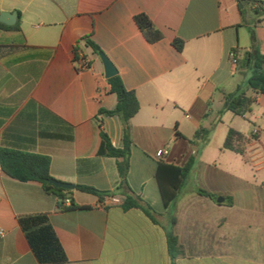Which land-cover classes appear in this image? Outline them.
Here are the masks:
<instances>
[{"label":"crops","instance_id":"obj_1","mask_svg":"<svg viewBox=\"0 0 264 264\" xmlns=\"http://www.w3.org/2000/svg\"><path fill=\"white\" fill-rule=\"evenodd\" d=\"M2 12L16 13L18 29L0 28V148L46 155L52 179L109 191L119 203L74 188L69 196L80 208L63 211L39 183L0 171V264H39L17 221L33 214L47 215L67 258L61 264H264V94L248 89L247 71L227 60L231 49L238 61L247 51L249 29L264 52V15L255 18L238 0H0ZM137 14L160 40H145ZM85 38L139 102L126 180L155 222L140 209H121L127 191H115L116 161L98 154L99 131L121 148L122 130L116 116L97 114L113 109L116 97ZM237 90L253 99L250 111L224 112L197 154L195 131L209 127L223 96ZM229 129L245 137L236 144L242 154L223 149ZM191 156L188 177L165 207L158 163L183 166ZM169 230L178 244L173 257Z\"/></svg>","mask_w":264,"mask_h":264},{"label":"trees","instance_id":"obj_2","mask_svg":"<svg viewBox=\"0 0 264 264\" xmlns=\"http://www.w3.org/2000/svg\"><path fill=\"white\" fill-rule=\"evenodd\" d=\"M238 2L242 4L244 8L249 7L256 17L264 15V1L238 0ZM133 20L148 43H154L161 39V33L153 26L146 15L137 14L133 17ZM259 22V19H257L255 24ZM0 28L7 27L0 23ZM12 28L18 29V25L16 24ZM248 32L249 46L242 58L238 61V66L245 69L248 73L246 81L247 88L255 94H264V52L260 49L254 30L249 29ZM84 40L95 54L98 55L102 53L95 43L87 38ZM172 45L177 51L183 49V42L181 40L174 39ZM75 60H78L76 55ZM107 83L109 85V93L116 97V104L111 110L100 107L97 110V114L103 116H116L119 119L122 130V147H113L108 136L100 130L99 135L101 137V144L98 154L100 156L114 158L116 161L118 184L115 191L119 189L127 191L123 195L120 204L121 209L125 211L132 208L140 209L155 222L153 210L150 205L142 201L139 196L135 195L130 190L126 180L129 167L130 147L132 144L130 119L138 112L139 102L135 93L124 87L117 73L107 78ZM252 103L253 99L240 90L225 94L217 118L209 127H200L197 129L194 133L193 140H190L192 144L195 141L200 142L199 149L196 151L197 154H199L203 146L209 141L215 124L220 120V116L224 112L230 111L235 115L244 116L250 111ZM41 136L64 140H71L72 138L71 135L56 133H42ZM244 139L245 137L241 133L229 129L222 145L223 149L242 154V150L236 144L244 141ZM194 160V156L189 157L183 166H174L163 162L158 163L155 177L165 207H168L176 199L178 192L182 188L193 167ZM49 165L50 159L46 155L9 148H0V171L19 182L39 183L45 193L52 194L58 198V208L60 210L69 211L80 208L69 196L70 190L56 188L49 183V180L52 179L49 175ZM74 188L96 196L99 201H102L106 196H112V193L109 191H99L85 185H75ZM197 192L204 196H213L204 190L198 189ZM65 200H69V205H64ZM17 221L39 264H61L67 261L65 252L49 223L47 215H24L18 217ZM173 221L174 219H172V223ZM166 235L168 250L171 257H173V252H178L177 238L171 230L167 231Z\"/></svg>","mask_w":264,"mask_h":264},{"label":"water","instance_id":"obj_3","mask_svg":"<svg viewBox=\"0 0 264 264\" xmlns=\"http://www.w3.org/2000/svg\"><path fill=\"white\" fill-rule=\"evenodd\" d=\"M15 20H16V13L15 12H11V13L2 12V13H0V23H3L7 26H12V25H14ZM98 55L100 57L102 65H103L105 78H109V77L115 75L117 73V71H116L115 67L113 66V64L109 61V59L103 53H99ZM49 183L56 188H61L64 190L74 189V185L72 183H64V182L57 181L54 179H50ZM217 202L218 203L222 202V198H218Z\"/></svg>","mask_w":264,"mask_h":264},{"label":"built area","instance_id":"obj_4","mask_svg":"<svg viewBox=\"0 0 264 264\" xmlns=\"http://www.w3.org/2000/svg\"><path fill=\"white\" fill-rule=\"evenodd\" d=\"M227 60L232 64V65H236L238 63V54H237V51L236 49H231L228 53H227ZM81 69H87L88 68V65H87V62H84L82 60V63L80 65ZM166 153L165 150H163L161 152V154H164ZM110 203H113V204H118L119 203V200L116 199V198H113V197H110ZM66 202H68V200H66ZM4 236V231L2 229H0V237H3Z\"/></svg>","mask_w":264,"mask_h":264},{"label":"rangeland","instance_id":"obj_5","mask_svg":"<svg viewBox=\"0 0 264 264\" xmlns=\"http://www.w3.org/2000/svg\"><path fill=\"white\" fill-rule=\"evenodd\" d=\"M244 10L247 11V12H250L251 15L254 16L255 18H258V17H256V15L248 7H245ZM238 81L239 82H242L243 81V78L241 76H239Z\"/></svg>","mask_w":264,"mask_h":264}]
</instances>
